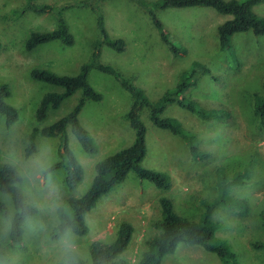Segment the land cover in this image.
Wrapping results in <instances>:
<instances>
[{
	"label": "rangeland",
	"instance_id": "374dc122",
	"mask_svg": "<svg viewBox=\"0 0 264 264\" xmlns=\"http://www.w3.org/2000/svg\"><path fill=\"white\" fill-rule=\"evenodd\" d=\"M81 1L85 0H35L37 5L57 8L39 15L21 10L26 0H0V83L10 92L6 103L18 111V120L10 128L0 117V163L7 162L17 170L25 202L37 209V214L24 221L18 244H11L9 221L0 215V264H53L57 240H50L49 234L59 223L53 202L68 209L69 198H80L89 190L96 163L133 143L135 134L125 118L132 100L121 80L152 102L182 82L192 83L178 99L193 104L204 117L177 104L167 105L161 117L178 121L183 131L194 134L198 148L210 158L194 160L183 137L154 127L148 110H141L146 128V155L141 166L168 174L171 189L160 191L129 173L85 216L87 233L75 235L82 259L89 260L90 243L112 241L119 223L127 221L133 235L123 257L136 264L146 248L145 241L158 233L151 221L159 213V197H169L177 214L195 220L205 204L214 203L219 194L215 170L221 167L225 169L223 183L229 184L223 203L213 207L214 240L235 255L237 264H264V121L261 124L254 115L255 96L263 94L264 36L235 34L231 48L222 51L216 31L231 19L228 15L203 7L155 9L169 44L178 51L174 54L161 40L145 8L158 0H88L102 15L107 35L125 44L122 53L106 46L100 49V63L115 69L121 80L95 69L88 74V84L102 100H85L78 120L93 138L97 152L85 153L67 129L68 146L83 169V179L72 191L63 184L64 170L45 177L37 170V162L49 167L60 161L58 138L36 137L35 154L25 157L32 128L52 125L82 98V92L76 91L57 109H49L43 122L35 120L42 97L61 94L63 89L34 81L31 71L75 76L90 62L93 45L101 38L95 13L79 7ZM252 11L264 18V2ZM58 15L66 22L73 45L53 41L28 52L25 45L30 34L55 30ZM0 201L9 208L11 217L10 197L0 192ZM222 263L201 246L180 244L161 264Z\"/></svg>",
	"mask_w": 264,
	"mask_h": 264
},
{
	"label": "trees",
	"instance_id": "16d2710c",
	"mask_svg": "<svg viewBox=\"0 0 264 264\" xmlns=\"http://www.w3.org/2000/svg\"><path fill=\"white\" fill-rule=\"evenodd\" d=\"M89 1H81L78 6L90 8L95 13L96 27L101 37L93 45L90 62L83 64L79 73L75 76H61L48 70L38 69H34L30 73V77L34 81L63 89L61 94L47 93L42 97L35 112V120L38 123L45 120L49 109H57L66 98L72 96L76 91L82 92L81 100L66 116L48 127L32 128L29 144L25 148V157L28 158L36 152V137L58 138L60 161L47 167V171L40 173V175L45 177L51 172L64 170L63 184L70 191L74 190L82 181L83 169L68 146L67 129L75 136L85 153L92 155L97 152V146L93 138L80 125L78 120L85 100L88 99L94 102L102 100V96L88 84V74L92 69H95L121 80L119 73L115 69L100 63V49L102 46H106L118 53H122L125 50V44L121 39L110 38L107 35L102 15L99 13L98 8ZM262 2L264 0H245L244 2H238L237 0H158L151 8L147 6L145 8L152 24L159 31L163 43L169 45L171 52L176 54L178 51L169 44L167 34L156 16L155 9L203 7L211 8L219 14L230 16L231 19L220 24L216 31L219 48L224 51L227 48H231V39L235 34L252 32L254 36H264V18L257 16L252 11V7ZM64 8L66 9L68 6ZM56 9L52 5H37L35 0H26V4L21 10L42 15L51 13ZM61 10L63 11V9ZM58 17V24L55 30L30 34L25 45V49L28 52L40 45L53 41H60L64 46L68 47L73 45V36L66 22L60 15ZM196 65L195 63L192 67L195 68ZM192 67L191 70H194ZM188 75L190 76L191 74L188 73ZM120 83L132 100L125 118L134 131L135 139L130 146L122 148L96 163L94 167L95 174L87 193L80 198H69L66 201L68 209L59 208L57 210L59 223L49 234L50 240H57L65 225L71 226L75 235L84 236L88 231L85 216L96 206L97 201L102 196L108 194L117 184L123 182L129 173L135 174L140 180L152 183L160 191L171 189L172 181L168 174L149 170L141 166V162L146 155V128L140 119L141 110H148L149 119L154 127L168 131L172 135L183 137L188 143L189 152L194 160L210 158L209 154L203 153L198 148L194 134L183 131L178 121L161 117L166 106L170 104L180 105L193 113H197V116H202L201 111L197 109L196 112L193 104L185 103L183 100L178 99L184 91L190 88L192 83H180L171 93H167L155 102L147 99L139 89L134 88L125 80H121ZM262 92V95L258 94L255 96L254 104V115L260 119L261 124L264 121V80L262 82ZM9 95L10 92L7 86L0 83V117L4 118L5 127L7 128H10L18 120L17 109L6 103ZM224 170L221 167L215 170L217 175H219L217 181L219 194L214 199V203L205 204L199 218L195 220H190L177 214L169 197H159V213L151 221V226L158 233L145 241L146 248L141 253L136 264H161L164 257L173 254L180 244L201 246L206 252L215 254L223 262L222 264H237L235 255L229 252L221 243L214 240L213 207L223 203L222 197L225 196V188L229 184V182L223 183V181H226L224 176H221ZM20 182L21 176L11 164L7 162L0 163V192L10 197L14 210L13 215L10 217L9 208L0 201V215L9 221V240L11 244L22 242L24 221L26 218L37 214V209L25 202L24 196L18 188ZM132 235V225L127 221L120 222L112 241H94L90 243L88 245V262L79 255L77 264H132L123 257L131 242ZM253 247L257 248L258 245L255 243Z\"/></svg>",
	"mask_w": 264,
	"mask_h": 264
},
{
	"label": "clouds",
	"instance_id": "9594fccd",
	"mask_svg": "<svg viewBox=\"0 0 264 264\" xmlns=\"http://www.w3.org/2000/svg\"><path fill=\"white\" fill-rule=\"evenodd\" d=\"M37 164L38 173L47 171L46 165L39 162ZM51 207L53 211H56L60 205L54 201ZM79 255L75 233L71 226L65 225L56 241L53 264H77Z\"/></svg>",
	"mask_w": 264,
	"mask_h": 264
}]
</instances>
